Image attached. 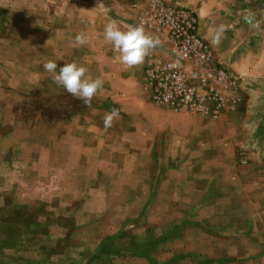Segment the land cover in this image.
<instances>
[{"label":"rangeland","instance_id":"obj_1","mask_svg":"<svg viewBox=\"0 0 264 264\" xmlns=\"http://www.w3.org/2000/svg\"><path fill=\"white\" fill-rule=\"evenodd\" d=\"M147 1L0 0V264H264V0H161L194 14L236 79L217 118L153 103L144 62L105 41ZM49 60L103 90L86 106Z\"/></svg>","mask_w":264,"mask_h":264},{"label":"built area","instance_id":"obj_2","mask_svg":"<svg viewBox=\"0 0 264 264\" xmlns=\"http://www.w3.org/2000/svg\"><path fill=\"white\" fill-rule=\"evenodd\" d=\"M140 24L161 41L162 53L148 56L143 64V85L153 103L211 118L235 110L236 79L212 62L190 10L148 0Z\"/></svg>","mask_w":264,"mask_h":264},{"label":"clouds","instance_id":"obj_3","mask_svg":"<svg viewBox=\"0 0 264 264\" xmlns=\"http://www.w3.org/2000/svg\"><path fill=\"white\" fill-rule=\"evenodd\" d=\"M98 5L103 7V3ZM104 10L108 11L106 8ZM254 26L258 27L259 22ZM124 27L125 30H121L119 22L110 18L104 29V39L118 53L119 61L126 67L132 68L141 65L151 50L158 47L161 41L158 37L147 33L143 24L125 25ZM223 30L224 26L221 25L219 31ZM218 40L219 37H217V42ZM75 42L77 45H84L87 43V37L79 34L75 37ZM43 68L51 74L53 83L62 86L67 93L82 100L86 106H90L93 97L103 90V80L87 77L88 69L75 62L65 63L57 71V63L49 60ZM117 119H119L118 109L113 108L106 113L104 116L105 130L112 127Z\"/></svg>","mask_w":264,"mask_h":264},{"label":"crops","instance_id":"obj_4","mask_svg":"<svg viewBox=\"0 0 264 264\" xmlns=\"http://www.w3.org/2000/svg\"><path fill=\"white\" fill-rule=\"evenodd\" d=\"M201 37V35H199Z\"/></svg>","mask_w":264,"mask_h":264}]
</instances>
